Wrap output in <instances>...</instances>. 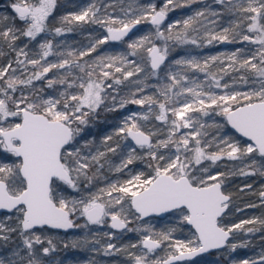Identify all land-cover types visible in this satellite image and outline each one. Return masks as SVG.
Wrapping results in <instances>:
<instances>
[{"label":"snow or ice","instance_id":"obj_1","mask_svg":"<svg viewBox=\"0 0 264 264\" xmlns=\"http://www.w3.org/2000/svg\"><path fill=\"white\" fill-rule=\"evenodd\" d=\"M193 4L203 7L169 18ZM213 4L90 0L57 18L58 0H12L14 15L0 17V57L7 58L0 65V264H78L57 258L60 242L50 230L106 227V243L92 231L62 246L124 255L129 264H189L212 250L249 247L247 239L230 242L233 233L264 232V217L224 222L233 205L228 179L264 177V0ZM224 17L227 26L220 24ZM145 23L151 30L136 35ZM89 24L103 31L89 34L87 45L56 39ZM109 43L126 51L102 50ZM215 43L252 47L200 58L188 49ZM178 49L186 54L170 59ZM124 109L99 144L89 139L101 110ZM213 117L222 122L205 119ZM136 161L150 172L131 174ZM225 161L226 171H213ZM106 166L129 174L107 179ZM250 189L245 184L240 192ZM257 195L264 206V188ZM149 218L166 227L157 230ZM127 233L138 241L114 242ZM225 258L264 264V246L252 256Z\"/></svg>","mask_w":264,"mask_h":264},{"label":"trees","instance_id":"obj_2","mask_svg":"<svg viewBox=\"0 0 264 264\" xmlns=\"http://www.w3.org/2000/svg\"><path fill=\"white\" fill-rule=\"evenodd\" d=\"M11 2H12V0H0V17H3L5 15H8V16L14 15L12 13L11 7H10ZM88 2H90V0H58V6L56 9L55 15L58 18L60 15H63L67 12L77 11L78 9H77V7H75V5L86 4ZM97 2L102 3V4H104L105 2H111V4H113V3H115V0H97ZM152 2L157 3L158 0H152ZM213 7L217 8V10H219V6H216L213 4ZM198 8H200L199 4H193L191 6V8L177 9L176 11H178V12L184 11L187 14H191L194 10H196ZM108 10L110 12L113 11L112 8H109ZM116 10L114 11V14H116ZM228 19H229L228 17H224L223 19L220 20V24L222 26H227ZM17 23H19V22L17 21ZM150 29H151V25L145 23V24L139 25L137 27V29L134 30V33L136 35H139L141 32L147 33L148 31H150ZM102 31L103 30L100 29L99 27H97L96 25H90V24L89 25H83L82 27L78 28L76 31L69 33L66 36L58 37L56 39L58 41L59 40H66L74 48L78 49L88 41L87 37L89 36V34L99 35V34H102ZM19 43H23V42L21 41ZM33 47H34V45H33ZM239 47H252V46L247 45V44H244V45L226 44L224 46H221V44H219L217 46H213V47L211 46V48L206 47V48H201V49H195L193 46H188V49L191 50L193 55L203 56V55H205V53H209V52L210 53H217L219 50H223V52H230V51H233ZM102 50L126 51V45L118 44V43H109L107 45H103ZM185 54H186L185 49H178L176 52L171 54L170 59H173V58H176L180 55H185ZM50 59H55V57H51ZM6 60H7L6 57H0L1 65L4 64L6 62ZM49 75L51 76L53 74L51 73ZM225 79L227 80L229 78L225 77ZM152 82L155 83V81H152ZM238 87H240L242 90H247V88H245L243 85H238ZM153 91H154V89L151 88V89H148V91H146V92H149V94H151ZM108 114L110 115V113H108ZM215 120L217 122H222L221 117H217V119H215ZM100 130L95 132L96 135L99 134ZM214 131H215L214 129H209V132H214ZM225 131L231 133V131L229 129H226ZM110 159H111L113 164H118L120 162L121 157L119 154H116V155L110 154ZM223 164H231V162H227V161L222 162V166L219 168H214L213 171L214 172L215 171H226L227 169L225 167H223ZM129 169L132 170V173H137V172L143 171L144 173L148 174L150 172V170L147 168L146 164L143 161H136L135 163H133L132 165L129 166ZM126 170L127 169H125V172L123 174H114V173L110 172L106 166L102 172V175L104 177H106L107 179L114 180L117 176L125 175L127 173ZM263 182H264V177H262V176H251V177L233 176V177H230L228 179V181L226 182L225 191L232 193L233 198H234L235 189L241 187L240 185L251 184L252 188L254 189L257 186H259L260 184H262ZM105 183H106V180L98 181V185L101 187L105 186ZM245 202H249V200L244 199L242 201V203H245ZM233 204H234L233 209L235 211L237 208L242 207V205L240 204V201H236L235 203L233 202ZM251 209L252 208H248L247 210L249 211ZM155 219H157V218H153V220H155ZM157 221H159V219ZM247 227H251V226L246 225V228ZM80 230H82V229H79L77 232H79ZM54 232H56V231H54ZM261 237H264V232H256L255 234H251L248 236H245V235L240 236L236 242H240L242 240L247 239L249 241V247L246 249L238 248L235 253H229L228 252L227 257H229V258H231L233 256L247 257V256L254 255L255 253L259 252L261 246H264V240H262ZM62 247L63 246L60 244V248H62ZM61 250L59 253H61ZM205 258H207L208 260L215 261L216 264H230V262H229L230 259H226L225 257H223V255L221 254V251H219V250L210 252L208 256L200 255V256L196 257L192 262H189V264H196Z\"/></svg>","mask_w":264,"mask_h":264},{"label":"rangeland","instance_id":"obj_3","mask_svg":"<svg viewBox=\"0 0 264 264\" xmlns=\"http://www.w3.org/2000/svg\"><path fill=\"white\" fill-rule=\"evenodd\" d=\"M206 2L209 4H212L213 0H206ZM154 3H156V2H154ZM161 3H162V0H158L157 4L159 5ZM104 4H111V2H105ZM199 7L201 8V7H203V5L199 4ZM101 11L103 12V8L101 9ZM116 14H118V9L116 10ZM186 15H188V14L184 11H182V12L175 11V12H172L169 14V18L172 20L182 19ZM143 33L144 32H141L140 34H143ZM157 43H159V41H157ZM87 44H88V41L85 44H83L82 46L87 45ZM217 45H219V44L218 43L214 44V46H217ZM224 45H226V44H221V46H224ZM208 48H211V46L210 47L208 46ZM220 52H223V50H219L217 53H210V52L205 53V55H203V56H207L210 54H218ZM203 56L199 55L197 57L200 58ZM0 65H1V63H0ZM194 75H195V77H198L201 79L203 78L202 74L196 73ZM149 89H151V88H149ZM146 91H148V89H146ZM147 93L149 94V92H147ZM128 109L139 111V109L135 105H129ZM128 109L121 110V112H106V111L101 110L100 114H99V118L93 122V126L90 127V129L88 130L92 134L89 137V139H92L93 137H95L96 143L99 144L100 138L105 134L111 133L112 129L119 124V121L122 118V115L124 113H126L128 111ZM108 113H110V115ZM205 119H208L209 122H211L212 119H217V117L205 118ZM98 130H100L99 134L96 135L95 132H97ZM126 172L127 173L125 175H120V177L123 178L124 176L128 175L129 169H127ZM131 174H135V173H131ZM240 186L242 187L243 184ZM241 187L235 189L233 202L235 203L236 201H240V204L242 205L241 209H244V210L240 211V212L235 211L233 209V207H234V204H233L229 215L225 218L224 222L226 224L238 223L241 220L250 219L252 217H264V206L261 205L259 196L257 195V193L262 188H264V182L254 189L252 188L250 190H246L244 193L240 192ZM244 199L245 200L248 199L249 202L242 203V201ZM253 203L257 204L258 206L255 208H252L251 210L248 211L247 210L248 208H245V205L253 204ZM149 219L152 220L153 224H155V226L157 227V230H160V229H163L166 227V224L164 221H160V219H159V221H157L158 218L155 220H153V218H149ZM78 230L79 229H72V230H69L67 233H64V232L60 233V231H56V230H51V231H52L54 237L57 239L58 242H60L61 245H62V242L69 241V240L76 239V238H83L86 234L91 235L92 231L99 233L102 241L104 243H106L107 241H106V238L103 237V233L110 231L106 227L105 228L94 227L91 229V231L86 230V229H82L79 232H77ZM54 231H56V232H54ZM176 235L179 236L181 234L177 233ZM243 235H244L243 232L234 233L233 236L231 237L230 242H236L239 239V237L243 236ZM138 239H139V237L136 233H127L123 236L122 239H120L119 241H114V242L118 243L119 245H123V244H128L131 242H137ZM60 250H61V253H59ZM131 251L135 252L136 250L131 249ZM219 251H221V254L223 255V257H226L228 254L227 249H223V250H219ZM55 255L57 256V258L64 259V260H67V259L76 260V261H78V264H88L89 260H94L97 262V264H129L128 258L124 255L105 257V256L99 255L97 253L91 252L90 250H88V248L79 249V250H72L71 248L64 249L62 247L59 249V251ZM208 255H209V253L204 255V256H208ZM233 257L239 258L238 256H233ZM229 262H230V260H229ZM196 264H216V263H215V261L208 260L207 258H205Z\"/></svg>","mask_w":264,"mask_h":264},{"label":"water","instance_id":"obj_4","mask_svg":"<svg viewBox=\"0 0 264 264\" xmlns=\"http://www.w3.org/2000/svg\"><path fill=\"white\" fill-rule=\"evenodd\" d=\"M230 131H232L231 129H229ZM159 219V218H158ZM57 231V230H56ZM60 232H62V231H60ZM212 251H217V250H212ZM212 251H210V252H212ZM210 252H208V253H210ZM208 253H204V254H201V255H206V254H208ZM198 257V256H197ZM196 258V257H195ZM194 258V259H195Z\"/></svg>","mask_w":264,"mask_h":264}]
</instances>
